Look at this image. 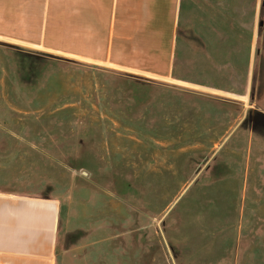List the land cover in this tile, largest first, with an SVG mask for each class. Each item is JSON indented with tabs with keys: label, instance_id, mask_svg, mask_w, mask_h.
<instances>
[{
	"label": "rangeland",
	"instance_id": "1",
	"mask_svg": "<svg viewBox=\"0 0 264 264\" xmlns=\"http://www.w3.org/2000/svg\"><path fill=\"white\" fill-rule=\"evenodd\" d=\"M22 39L0 189L59 201L56 264H264V0H182L169 77Z\"/></svg>",
	"mask_w": 264,
	"mask_h": 264
},
{
	"label": "crops",
	"instance_id": "2",
	"mask_svg": "<svg viewBox=\"0 0 264 264\" xmlns=\"http://www.w3.org/2000/svg\"><path fill=\"white\" fill-rule=\"evenodd\" d=\"M181 13L182 0H0V37L169 77ZM60 211L55 198L0 189V264H56Z\"/></svg>",
	"mask_w": 264,
	"mask_h": 264
}]
</instances>
